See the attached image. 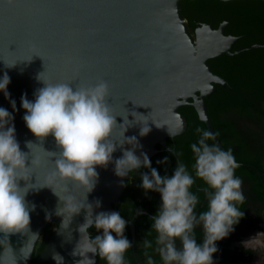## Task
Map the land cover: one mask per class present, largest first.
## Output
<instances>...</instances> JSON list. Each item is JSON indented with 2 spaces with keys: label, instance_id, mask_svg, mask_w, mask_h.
Returning a JSON list of instances; mask_svg holds the SVG:
<instances>
[{
  "label": "water",
  "instance_id": "95a60500",
  "mask_svg": "<svg viewBox=\"0 0 264 264\" xmlns=\"http://www.w3.org/2000/svg\"><path fill=\"white\" fill-rule=\"evenodd\" d=\"M225 24L213 28L202 23L193 37L181 16L179 0H0V76L6 72L11 78L7 86L11 95L5 98L0 92V106L13 113L20 148L30 153L28 163L34 159L26 171L28 181L21 180L20 186L36 185L25 197L29 207L35 204L27 230L0 232V264H32L35 242L51 221L58 224L33 264H57L53 258L57 253L63 257L62 264H77L86 253L82 239L77 248L82 256L73 254L82 235L78 227L84 223L86 211L82 208L67 227H62L64 216L56 214L63 207L60 197L93 205L100 199L101 206L93 207L95 215L116 210L125 188L119 184L121 178L114 174L112 163L97 166L99 177L91 192L51 175L57 157L46 151L59 149L51 135L41 140L28 130L21 107L22 94L27 93L28 99L33 100L35 90L44 86L37 79L38 74L43 72L41 78L46 82H67L73 88L77 77L81 81L78 87L100 80L107 82L108 102L117 124L112 138L120 140L124 126L130 122L124 136H136L143 146L136 150L137 155L144 151L151 157L158 151L157 144L169 150L167 137L185 130L186 118L178 111L182 104L190 103L206 129L216 134L205 96L215 89L216 83L226 85L227 81L211 69L207 59L230 52L237 39L225 33ZM10 99H15L17 110H13ZM146 122L150 131L140 136L141 124ZM26 141L33 143L31 150ZM213 143L225 149L217 135ZM121 155V148L117 147L113 158ZM45 184H51L53 189L40 187ZM49 213L50 220L45 218ZM127 225L135 255L132 219ZM85 255L93 257L90 252ZM82 264H88L86 256Z\"/></svg>",
  "mask_w": 264,
  "mask_h": 264
},
{
  "label": "clouds",
  "instance_id": "9594fccd",
  "mask_svg": "<svg viewBox=\"0 0 264 264\" xmlns=\"http://www.w3.org/2000/svg\"><path fill=\"white\" fill-rule=\"evenodd\" d=\"M42 73L37 79L43 81L44 86L35 90L34 99H28L27 93L20 99L28 130L41 140L51 135L59 149L58 152L46 151L57 157L51 175L91 192L99 177L97 166L107 167L112 163L114 174L121 178V186H127L123 178L138 173V186L145 195L153 191L160 196L159 207L149 216L151 226L139 241L146 264H215L213 254L219 251L216 242L234 232L245 215L241 207L246 199L243 180L235 174L241 165L233 150L210 143L217 134L197 127L198 138L190 144L191 167L180 159L182 153L173 145L169 151L177 158L175 167L170 175H161L152 167L147 152L137 155L136 150L143 147L137 137L124 136L130 122L124 126L120 140L112 138L117 124L108 102L107 82L100 80L91 86L73 88L67 82H46L41 78ZM10 79L6 72L0 76V92L5 98L11 95L7 90ZM10 103L13 110H17L15 99H10ZM13 120V113L0 106V232L5 234L27 230L30 212L35 210V204L29 207L25 197L36 185L20 186L21 180L28 181L26 171L32 167L34 159L28 163L30 153L21 150ZM149 131L146 122L141 124L139 135H147ZM125 144L131 147L124 148ZM30 145L33 143L26 141L31 150ZM117 147L121 148L122 155L114 159ZM167 160L166 156L157 163ZM197 180L202 181V186L194 190ZM43 186L53 189L51 184L40 185ZM201 192L205 206L198 210L202 203ZM60 199L63 207L58 208L56 214L64 216L62 227H67L71 217L82 208L86 211L84 223L78 227L82 235L73 254L81 255L77 248L83 239L86 253L93 254L92 258L86 253L83 255L88 264H96L97 257L104 264H131L127 253L133 242L125 235L128 219L120 210L93 215V207L101 206L100 199H96L94 205L74 198ZM143 214V209L132 208V216ZM45 218L50 220L51 214H46ZM90 229H94L95 234ZM32 235L38 237L35 233ZM241 243L259 257L257 264H264V232ZM53 258L57 264H62L63 257L58 253ZM83 259L77 264H82Z\"/></svg>",
  "mask_w": 264,
  "mask_h": 264
},
{
  "label": "trees",
  "instance_id": "16d2710c",
  "mask_svg": "<svg viewBox=\"0 0 264 264\" xmlns=\"http://www.w3.org/2000/svg\"><path fill=\"white\" fill-rule=\"evenodd\" d=\"M179 10L191 35L194 34V29L202 23H209L213 28H217L222 22H226L225 33L237 36L230 52L223 51L207 59L211 69L224 78L227 84L216 83L215 89L205 96V100L215 133L221 143L226 149L230 148L231 144L235 145L236 150L233 154L236 160L243 163L251 162L257 165L264 174V162H262L264 158V109L260 106V102L264 104V0H179ZM252 43L260 44L261 47L231 53L241 47H248ZM178 111L186 118L185 130L174 137H167L166 142L171 146L174 145L176 151L182 153L180 159L191 167L193 154L190 144L198 138L195 129L197 127L206 129V126L198 118L190 103L180 105ZM156 147L158 151L150 157L152 167L157 168L161 175L166 173L170 175L177 158L162 145L157 144ZM166 156L168 160L165 163H157ZM240 165L235 174L242 179L247 176L250 180V193L264 201V189L257 184L254 169L246 164ZM126 181L127 186L119 196L115 208L120 210L125 218L132 219L134 223L135 255L131 248L127 253L128 259L131 264H146L139 241L144 238L151 226L149 216L159 207L160 196L153 191L145 195L144 190L138 186L140 183L138 173L131 174ZM200 186H202V181L197 180L194 190ZM200 195L202 203L198 210L205 206L203 193L201 192ZM133 207L143 209L144 214L132 216ZM57 224V221H51L44 226L35 242L31 263L38 257ZM252 228V222H248L244 215L235 226L234 232L226 239L216 242L219 251L213 254L215 264L249 262L253 253L247 251L241 244L233 246V240L237 237V233ZM89 231L95 234L94 229ZM125 235L131 240L128 225ZM39 264H45V262ZM96 264H104V262L97 257Z\"/></svg>",
  "mask_w": 264,
  "mask_h": 264
},
{
  "label": "flooded vegetation",
  "instance_id": "af4514ba",
  "mask_svg": "<svg viewBox=\"0 0 264 264\" xmlns=\"http://www.w3.org/2000/svg\"><path fill=\"white\" fill-rule=\"evenodd\" d=\"M195 29H194V34L192 35L193 37L195 36ZM254 44H256V43L250 44L245 49H247V48L253 49V48L261 47L260 44H257V45H260V46H251V45H254ZM260 106L264 109V104L263 103L260 102ZM167 145L169 147L171 146L169 144H167ZM229 147L233 150V152L236 150V147L233 144H231ZM238 162L240 164H246L247 166H249V167L254 169V171H255L254 175L257 178V184L260 185V187H262L264 189V177H263L264 174L259 170L257 165H255V164H253L251 162H246V163H243V162H240V161H238ZM262 162H264V158H263ZM242 180H243L242 189H243L244 195L246 197L245 202H244L245 204H243L242 210L245 212V215L247 217L248 222H252L253 228L254 227L263 226L264 225V201L260 197H255V196H253L250 193V180L247 178V176L245 178H243ZM246 232L247 231L242 232V233L244 234ZM224 239H226V238H224ZM35 260L33 261V263L35 262ZM45 264H48V263L45 262Z\"/></svg>",
  "mask_w": 264,
  "mask_h": 264
},
{
  "label": "rangeland",
  "instance_id": "374dc122",
  "mask_svg": "<svg viewBox=\"0 0 264 264\" xmlns=\"http://www.w3.org/2000/svg\"><path fill=\"white\" fill-rule=\"evenodd\" d=\"M258 232H264V225L260 226V227H254L253 229L247 231L246 233H237V237L233 240V246L241 244L242 245V241H245L247 239H249L251 236L255 235ZM259 260V257L253 253L251 260L247 263H243V264H257Z\"/></svg>",
  "mask_w": 264,
  "mask_h": 264
},
{
  "label": "snow or ice",
  "instance_id": "6c2138e0",
  "mask_svg": "<svg viewBox=\"0 0 264 264\" xmlns=\"http://www.w3.org/2000/svg\"><path fill=\"white\" fill-rule=\"evenodd\" d=\"M74 81H78L77 85H79L80 82H81L79 77H77ZM77 85H76V86H77Z\"/></svg>",
  "mask_w": 264,
  "mask_h": 264
}]
</instances>
